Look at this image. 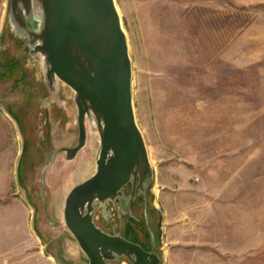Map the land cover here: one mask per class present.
<instances>
[{"label":"rangeland","instance_id":"obj_1","mask_svg":"<svg viewBox=\"0 0 264 264\" xmlns=\"http://www.w3.org/2000/svg\"><path fill=\"white\" fill-rule=\"evenodd\" d=\"M8 1L0 0V55L18 67L0 76V264H88L63 205L94 172L99 138L87 124L74 159L58 153L44 167L74 142L76 107L68 86L48 90L39 59L9 32ZM114 3L153 179L133 217L107 201L97 225L122 233L131 222L152 248L158 216L162 264H264V0Z\"/></svg>","mask_w":264,"mask_h":264},{"label":"water","instance_id":"obj_2","mask_svg":"<svg viewBox=\"0 0 264 264\" xmlns=\"http://www.w3.org/2000/svg\"><path fill=\"white\" fill-rule=\"evenodd\" d=\"M7 26L28 56L39 59L50 92L60 84L72 90L76 138L55 148L44 167L58 153L74 159L86 142L87 124L99 138L94 172L70 188L63 205L64 224L88 264L118 258L130 264H162L151 230L152 248L146 250L125 238L124 230L107 232L95 221L97 205L103 210L107 201L133 217L131 204L145 201L153 179L135 121L131 60L114 0H9Z\"/></svg>","mask_w":264,"mask_h":264},{"label":"trees","instance_id":"obj_3","mask_svg":"<svg viewBox=\"0 0 264 264\" xmlns=\"http://www.w3.org/2000/svg\"><path fill=\"white\" fill-rule=\"evenodd\" d=\"M18 67L17 63H15V61L11 60L10 57L7 55V52L3 51L0 55V67L3 68V78H10L13 74L16 73V71L14 69H12L11 71H9L7 73V67ZM7 73V76L5 75ZM132 220V219H131ZM130 220V221H131ZM133 221V220H132ZM158 224H159V218L157 216V221H156V232H155V243L157 244V231H158ZM123 236L131 241H137V237H136V230L134 228V226H132L131 222H126V224L123 226ZM148 236V234H147ZM148 237H146V241L145 244L143 243V245H141L143 248H145L146 250H150L151 249V243L150 241L147 240ZM140 244V243H139Z\"/></svg>","mask_w":264,"mask_h":264},{"label":"crops","instance_id":"obj_4","mask_svg":"<svg viewBox=\"0 0 264 264\" xmlns=\"http://www.w3.org/2000/svg\"><path fill=\"white\" fill-rule=\"evenodd\" d=\"M3 74H4V72L2 71L1 73H0V76H3ZM17 178H18V176H17ZM5 216H7V217H13L12 216V214H11V212H9L8 210H5ZM22 215H24V214H22ZM49 258V257H48ZM33 264V263H32Z\"/></svg>","mask_w":264,"mask_h":264},{"label":"flooded vegetation","instance_id":"obj_5","mask_svg":"<svg viewBox=\"0 0 264 264\" xmlns=\"http://www.w3.org/2000/svg\"><path fill=\"white\" fill-rule=\"evenodd\" d=\"M132 206L134 205V204H131ZM138 241V243H140L141 245H143V243L140 241V240H137Z\"/></svg>","mask_w":264,"mask_h":264}]
</instances>
